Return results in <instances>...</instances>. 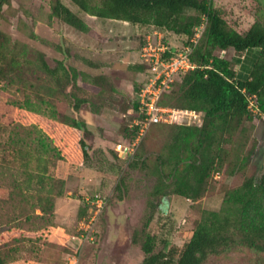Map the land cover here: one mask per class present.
I'll return each mask as SVG.
<instances>
[{
  "label": "rangeland",
  "instance_id": "1",
  "mask_svg": "<svg viewBox=\"0 0 264 264\" xmlns=\"http://www.w3.org/2000/svg\"><path fill=\"white\" fill-rule=\"evenodd\" d=\"M54 2L8 0L0 11L4 66L0 249L4 257L8 264H141L147 235L155 238V252L183 247L207 212L224 214L228 195L246 178L264 172V120H245L226 134L223 150L229 157L211 175L207 195L199 200L171 192L154 195L161 180L159 159L175 154L179 129L154 125L141 146L126 135L125 127L135 125L133 102L147 77L145 65L144 70L137 67L145 61L142 54L148 38L156 48L169 49L183 48L187 38L100 20L62 0L94 31L83 33L52 16ZM212 2L238 32L264 22V0ZM256 54L246 63L233 49L215 56L229 61L237 73L248 74ZM74 72L81 87L73 85ZM98 76H105L114 91L98 93L92 84ZM77 99L86 102L75 112ZM169 102L166 108L180 109L177 99ZM74 120L85 124L91 134L71 128ZM81 137L89 147L87 161L78 145ZM132 161H145L147 166L133 169ZM121 178L128 191L123 202L116 199ZM96 195L105 205L91 229L93 240L85 241L80 229L92 216ZM164 198L167 211L162 213ZM205 264H264V253L236 246L210 256Z\"/></svg>",
  "mask_w": 264,
  "mask_h": 264
},
{
  "label": "trees",
  "instance_id": "2",
  "mask_svg": "<svg viewBox=\"0 0 264 264\" xmlns=\"http://www.w3.org/2000/svg\"><path fill=\"white\" fill-rule=\"evenodd\" d=\"M67 1L80 12L100 20L126 22L151 28L154 32L187 38L183 47L192 46L191 60L197 68L182 75L180 83L176 82L164 93L159 105L171 106L169 101L177 99L178 108L201 112L204 119L201 125L196 126L170 125L179 129L173 145L175 154L159 159L157 170L161 180L154 195L171 192L193 200L207 195L211 175L219 172L223 161L229 157L228 152L223 150L226 134L235 131L245 120H264V22L258 21L246 32H238L228 24L222 11L214 7L212 0ZM7 2L0 0V11ZM52 16L80 32L94 34L88 23L62 0H55ZM202 26V36L194 45L191 40ZM231 49L242 59V63H246L257 51L248 74L237 73L229 61L215 56L216 52ZM174 50L170 49L164 57H171ZM144 65L148 71L145 63L137 69L144 70ZM3 74L4 66L0 61V81ZM74 78L73 85L81 87L75 72ZM106 81L105 76L94 77L92 84L99 89L98 93L114 91L112 87L108 88ZM178 83L179 90H175ZM143 86L144 83L138 95ZM138 95L133 102L135 119L140 118ZM248 97L255 98L260 114L251 111ZM85 102L77 99L74 111L78 112ZM70 127L84 135L91 134L86 125L77 120ZM125 131L132 140H136L140 127L127 126ZM145 137L138 146L142 145ZM78 145L83 160L87 161L90 158L89 147L83 137L78 140ZM136 162L132 161L130 168L144 169L147 166L145 161L141 164ZM244 167L241 165L240 171ZM127 192L126 181L121 178L116 186L117 201H125ZM163 201L161 208L165 213L168 202L165 198ZM225 202L228 205L226 212H207L193 237L183 247L172 246L169 250L155 252V238L147 235L142 245L145 258L141 264H205L210 256L225 253L236 246L264 253V172L259 177L246 178L244 184L232 191ZM0 264H8L1 249Z\"/></svg>",
  "mask_w": 264,
  "mask_h": 264
},
{
  "label": "built area",
  "instance_id": "3",
  "mask_svg": "<svg viewBox=\"0 0 264 264\" xmlns=\"http://www.w3.org/2000/svg\"><path fill=\"white\" fill-rule=\"evenodd\" d=\"M204 26L197 29V33L191 40L196 45L202 36ZM170 52L165 46L158 48L151 42V38L147 39V43L143 48L142 57L144 63L148 65L147 77L144 81L138 99H139V116L135 119L134 126H139L140 131L136 144L138 145L147 131L155 124H177L186 126H196L203 123L204 115L201 112L188 109H171L160 106L162 96L176 83L179 77L193 71L197 65L192 62L191 54L192 46H185L181 49H175L172 56L165 58L164 55ZM250 101L249 108L255 114H260L259 107L254 97H248ZM89 222H82L80 239L88 241L93 240L91 237V229L101 215L104 208V201L99 195L95 196Z\"/></svg>",
  "mask_w": 264,
  "mask_h": 264
},
{
  "label": "crops",
  "instance_id": "4",
  "mask_svg": "<svg viewBox=\"0 0 264 264\" xmlns=\"http://www.w3.org/2000/svg\"><path fill=\"white\" fill-rule=\"evenodd\" d=\"M119 22H121V21H119ZM124 23H126V22H124ZM129 24V23H128ZM133 26V25H132ZM137 27H139V26H137ZM163 34V33H162Z\"/></svg>",
  "mask_w": 264,
  "mask_h": 264
}]
</instances>
